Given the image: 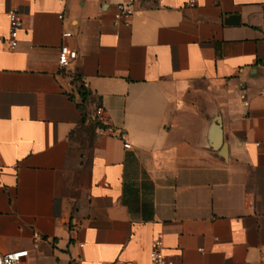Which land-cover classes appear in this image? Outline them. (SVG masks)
Returning a JSON list of instances; mask_svg holds the SVG:
<instances>
[{
  "label": "crops",
  "instance_id": "1",
  "mask_svg": "<svg viewBox=\"0 0 264 264\" xmlns=\"http://www.w3.org/2000/svg\"><path fill=\"white\" fill-rule=\"evenodd\" d=\"M125 1L0 0V264H263L264 0Z\"/></svg>",
  "mask_w": 264,
  "mask_h": 264
},
{
  "label": "built area",
  "instance_id": "2",
  "mask_svg": "<svg viewBox=\"0 0 264 264\" xmlns=\"http://www.w3.org/2000/svg\"><path fill=\"white\" fill-rule=\"evenodd\" d=\"M134 2L135 0H127L123 3L118 4L117 11L115 12V23L118 24L120 22H125L129 24L132 16L134 15ZM195 2H191V5H194ZM8 17L10 20V34H11V46L15 48L18 45V32L23 26V21L16 10H11L8 12ZM64 37H70L72 35L71 32H65ZM78 57V52L76 49L70 48L67 45H63L61 47V51L59 54V63L62 67L70 66ZM243 99H246V96L242 95ZM245 104L248 105L249 102L245 100ZM97 114H103V109L98 108ZM100 133H113L115 134V130L111 126H105L100 129ZM125 146L129 148L131 144L129 142H125ZM28 249H22L12 252H7L2 254L1 256V264H21L23 259L29 256ZM113 264H137L134 261L122 262V263H113ZM149 264H174V262L169 261L165 258L162 240L158 238L154 243V248L150 253V262ZM264 264V263H263Z\"/></svg>",
  "mask_w": 264,
  "mask_h": 264
}]
</instances>
